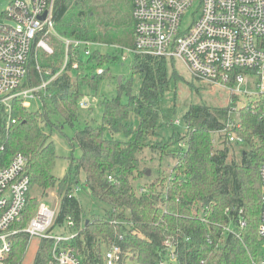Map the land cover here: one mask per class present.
I'll list each match as a JSON object with an SVG mask.
<instances>
[{
    "label": "trees",
    "instance_id": "trees-1",
    "mask_svg": "<svg viewBox=\"0 0 264 264\" xmlns=\"http://www.w3.org/2000/svg\"><path fill=\"white\" fill-rule=\"evenodd\" d=\"M132 8V0H55L53 22L62 37L122 51L134 46ZM49 45L52 54L31 55L28 86L48 79H41L36 62L51 74L60 70L64 48L54 38ZM73 56L78 69L67 68L39 93V109L29 110L15 101L0 116V168L17 153L27 158L29 192L20 226L26 225L40 199L55 190L59 199L55 226L73 223L78 233L67 244L82 264H105L104 252L113 245L121 251L118 264H165L166 242L177 256V262L170 264L261 261L259 167L264 162V102L251 101L235 112V96L224 108L191 105L181 119L184 132H173L166 139L159 134L163 125L159 107L180 77L164 59L132 55V75L141 79L138 94L132 93L130 77L120 81L116 96L102 99L101 124L86 123L75 130L67 141L72 150L79 149L80 156L71 154L66 173L57 178L53 170L58 157L43 128H59L52 115L73 128L82 88L96 90L108 70L96 71L118 59L97 50L87 57L74 51ZM122 95L125 102L120 100ZM228 119L239 124L230 132L242 143L213 134ZM235 147L240 148L237 156L232 155ZM79 173L84 175L83 188L89 197L104 208L101 214L84 216L72 194L81 186ZM29 242L27 234L14 236L7 264H22ZM51 247L50 240H40L32 264H49Z\"/></svg>",
    "mask_w": 264,
    "mask_h": 264
},
{
    "label": "built area",
    "instance_id": "built-area-1",
    "mask_svg": "<svg viewBox=\"0 0 264 264\" xmlns=\"http://www.w3.org/2000/svg\"><path fill=\"white\" fill-rule=\"evenodd\" d=\"M54 3L55 0H0V5H5L1 12L5 22L0 23V116L2 110H10L15 101L27 108L30 100L40 99L39 93H44L67 68L76 71L78 62L73 58L74 51L85 57L92 52V43L65 38L56 32ZM132 6L134 46L126 49L129 55L164 59L170 65L182 62L194 80L209 87H220L230 98L235 96L248 104L264 102V0H132ZM192 8H195L193 19L181 29L182 18ZM51 38L64 48L61 68L51 74L36 62L41 79L43 76L48 79L28 86L31 55L36 58L38 51L52 54ZM96 72L102 74L103 69ZM85 106L86 102H80V107ZM236 110L235 106L233 111ZM230 115L229 111L228 117ZM235 128H239V124L228 119L226 125L213 134L226 135L230 143H242L230 132ZM26 166L27 158L17 153L7 166L0 168V264H7L13 237L22 233L27 234L29 240L38 238L52 242L49 264H82L74 248L67 244L78 233L73 223L68 221L55 226L58 207L41 203L26 225L20 226L29 192ZM259 178L258 236L264 247V162L259 167ZM79 190L75 187L72 194ZM165 247L168 251L165 264L177 262L173 246L166 242ZM120 252L116 245L107 249L105 264H118ZM255 264H264V257Z\"/></svg>",
    "mask_w": 264,
    "mask_h": 264
},
{
    "label": "rangeland",
    "instance_id": "rangeland-1",
    "mask_svg": "<svg viewBox=\"0 0 264 264\" xmlns=\"http://www.w3.org/2000/svg\"><path fill=\"white\" fill-rule=\"evenodd\" d=\"M5 9V5H0V23L5 22L1 19V12ZM194 9H190L185 16L182 18L181 29L187 26L194 16ZM10 23V22H7ZM97 50L99 53L104 55L113 56L115 55L118 59L116 62H105L102 65L103 70H108L106 76H104L97 85L96 90H92L88 87L82 88V98L80 102H86L87 106L79 108L78 121L71 128L68 125L62 124V120L55 115L51 116V121L60 124L59 128L45 127L43 131L45 134L50 135V140L54 144V150L58 159L53 170V174L57 178L63 177L67 171L68 162L67 159L71 154L75 158H79L80 151L78 148L72 150L71 146L68 144V139L73 137L75 130L83 129L85 124L90 125H100L102 116L101 101L104 97L111 98L116 96V88L121 80L132 78V93L137 95L139 88L141 86V79L139 75H132L131 72V60L132 55L124 50H115L110 47H92L91 51ZM174 65H170V68L174 70L180 77L177 80L176 86L172 83L168 92L166 93L164 99L160 103V114L161 120L163 122L162 127L159 129V134L169 138L173 132L183 133L185 130V125L182 122V117L191 105H205L211 108H224L229 105L230 94L220 87H209L205 83L194 80L182 64V62H174ZM252 90V88H249ZM122 102L126 101V97L122 95L120 97ZM243 99H238L236 107L247 105ZM42 106L40 99H32L29 101L27 109L37 110ZM47 109L52 111V106L47 101ZM178 121L179 124L172 127V124ZM43 126V125H41ZM239 147L232 149V155L237 156L239 154ZM229 155L231 159L233 156ZM79 186L80 190L75 194L77 200L79 201L81 208L84 212V216L88 217L91 214L99 215L103 212L104 208L101 207L100 203L91 199L88 192L83 188L84 186V175L79 173ZM38 194V193H37ZM37 196L36 194H34ZM58 196L54 191H49L48 195L43 199H40V203H45L48 206L58 207ZM36 212V210H35ZM34 212V213H35ZM40 239L32 238L28 243L26 250V255L22 264H32L36 250L39 246ZM264 253V248L261 246L259 250L260 256Z\"/></svg>",
    "mask_w": 264,
    "mask_h": 264
},
{
    "label": "water",
    "instance_id": "water-1",
    "mask_svg": "<svg viewBox=\"0 0 264 264\" xmlns=\"http://www.w3.org/2000/svg\"><path fill=\"white\" fill-rule=\"evenodd\" d=\"M43 19H44V16H41V20H43ZM87 222H88V221H86V224H87Z\"/></svg>",
    "mask_w": 264,
    "mask_h": 264
}]
</instances>
